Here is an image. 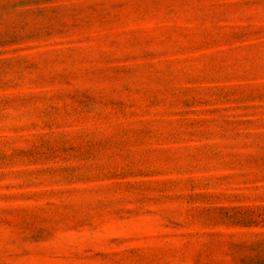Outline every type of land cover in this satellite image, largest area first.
I'll return each instance as SVG.
<instances>
[{
    "label": "rangeland",
    "instance_id": "obj_1",
    "mask_svg": "<svg viewBox=\"0 0 264 264\" xmlns=\"http://www.w3.org/2000/svg\"><path fill=\"white\" fill-rule=\"evenodd\" d=\"M0 264H264V0H0Z\"/></svg>",
    "mask_w": 264,
    "mask_h": 264
}]
</instances>
